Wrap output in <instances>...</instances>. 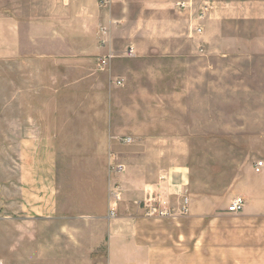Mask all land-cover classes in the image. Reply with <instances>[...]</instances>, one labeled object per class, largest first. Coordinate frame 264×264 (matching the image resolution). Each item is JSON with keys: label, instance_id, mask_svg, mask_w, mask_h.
Listing matches in <instances>:
<instances>
[{"label": "rangeland", "instance_id": "obj_1", "mask_svg": "<svg viewBox=\"0 0 264 264\" xmlns=\"http://www.w3.org/2000/svg\"><path fill=\"white\" fill-rule=\"evenodd\" d=\"M204 1H112L103 10L108 22L99 28H106L108 34V44L100 56L110 53L113 59L103 71L98 69L96 60L99 83L94 88L63 87L64 67L54 65L53 87L38 89V111L60 118L100 111L110 114L120 149L117 155L123 159L131 155L133 146L141 147L145 142L159 149L168 170H183L182 197L188 198L190 209L207 212L202 217L161 219L143 214L131 218L120 181L126 170L120 174L109 170L110 177H118L123 204L112 219L118 239H124L129 224H192L198 226L199 238L210 230L207 226H216L218 231L236 228L239 214H230L227 208L234 198H243L240 189L254 173L255 163H264V19L235 18L199 26L194 18L206 8ZM249 2L245 0L254 9L255 2ZM182 3L186 7L178 9L177 4ZM198 28L202 30L200 34L196 32ZM127 48H132L133 58L124 56ZM12 68L13 65L8 74L0 72V116L21 111L17 104L20 93L12 86L16 76ZM115 77L122 81L121 87L114 85ZM28 109L22 107V111ZM142 115L150 119L151 132L162 129V123L158 127V117L161 122L165 120L167 135L141 136ZM134 118L138 125L131 126L136 123ZM173 132H180L181 136L168 135ZM124 138H130L128 146L122 143ZM64 168L68 166L60 167ZM13 170L12 148L6 153L0 150V264H29L31 258L79 253L90 257L104 255L105 249L97 246L101 240L109 242L110 232L102 238L94 218L80 217L86 213L82 206L85 195L76 193V178H61L71 180L63 183V190L70 191L69 207L62 195L53 220L27 222L19 214L7 211L8 206L13 210L14 205L10 183ZM68 208L75 219L69 216ZM69 227L73 231H68ZM77 241L85 244L84 248ZM68 245L76 248L68 253Z\"/></svg>", "mask_w": 264, "mask_h": 264}, {"label": "crops", "instance_id": "obj_2", "mask_svg": "<svg viewBox=\"0 0 264 264\" xmlns=\"http://www.w3.org/2000/svg\"><path fill=\"white\" fill-rule=\"evenodd\" d=\"M98 1L0 0V72L8 74L13 65L16 76L12 86L20 93L17 104L21 107L20 112L0 116L4 120L0 122V150L6 153L12 148L14 162L10 182L14 205L13 210L8 206L7 211L19 214L27 222L53 220L60 196H65L67 207L70 205V191L63 190V183L71 180L61 178L74 177L79 186L76 193L85 195L82 206L86 213L80 217L94 218L102 238L110 232L109 242L101 240L97 246L105 249L104 255L45 256L31 258L29 264H264V168L261 173H252L240 189L245 206L238 213L236 228L218 231L216 226H207L210 230L199 238L197 225L129 224L124 239L117 238L115 224L108 217V191L118 179L116 175L110 177L111 167L122 165L126 170L120 181L131 218L143 215V204L149 199L167 200L171 207H176L185 187V174L182 169L168 170L164 154L148 142L141 147L133 146L131 155L125 159L118 156L120 149L110 114L100 111L60 118L38 111V89L53 87L54 65L64 67L63 87L94 88L99 83L95 62L106 48L100 45L97 30L108 20ZM249 1L255 2L254 9L245 0H205L206 13L203 19L198 18L201 12L197 13L194 23L200 26L235 18L264 19V0ZM25 106L28 112L22 111ZM159 118L158 127L162 123L163 130L151 132L150 119L142 115L140 135L147 138L167 135L165 120L161 122ZM60 120L77 123H55ZM133 120L136 123L131 126L138 125V119ZM168 135L181 136V133ZM125 139L130 138L122 140L128 146L131 142L125 143ZM63 165L68 168L60 169ZM119 206L123 204L119 202L113 207L116 212ZM69 211V216L75 219ZM187 215L202 217L207 212L189 206ZM77 242L84 248L85 244ZM75 248L68 245L66 249L69 253Z\"/></svg>", "mask_w": 264, "mask_h": 264}, {"label": "built area", "instance_id": "obj_3", "mask_svg": "<svg viewBox=\"0 0 264 264\" xmlns=\"http://www.w3.org/2000/svg\"><path fill=\"white\" fill-rule=\"evenodd\" d=\"M115 1L116 3L123 2L124 0H99L98 1V6L101 10L107 9L111 2ZM186 7V4H177L178 9H184ZM206 8H203L201 10V13L199 14V19H203L204 14L206 13ZM197 34L201 33V29L198 28L196 30ZM98 36H99V43L103 47L108 44V34L106 28H99L98 30ZM200 53H202V50H200ZM124 56L126 58H133L134 53L132 48H127L125 51ZM113 59V55L110 53H107L106 55H103L97 60V67L99 70L103 71L108 69L107 67L110 64V61ZM114 85L121 87L122 81L121 80H114L113 81ZM125 143H129L130 139H125ZM264 168V163L263 162H257L253 166V171L254 173L258 174L261 173V171ZM111 172L113 174H120L123 172L124 168L122 165H115L110 168ZM108 198H109V213L108 217L110 219L115 218L116 216V211L115 208H113L117 203L120 202L121 199V191L120 187L118 184H113L108 191ZM245 206V202L243 198L241 197H236L234 198L231 202L230 205L227 208V211L230 214H238L243 211ZM189 212V201L186 196L181 197L180 202L176 207H171L170 203L167 200H162V199H149L147 202L143 204V214L145 217L148 218H176L180 216H186Z\"/></svg>", "mask_w": 264, "mask_h": 264}]
</instances>
